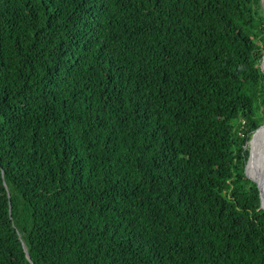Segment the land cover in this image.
<instances>
[{"label": "trees", "instance_id": "1", "mask_svg": "<svg viewBox=\"0 0 264 264\" xmlns=\"http://www.w3.org/2000/svg\"><path fill=\"white\" fill-rule=\"evenodd\" d=\"M262 124L261 0H0V264H264Z\"/></svg>", "mask_w": 264, "mask_h": 264}, {"label": "water", "instance_id": "2", "mask_svg": "<svg viewBox=\"0 0 264 264\" xmlns=\"http://www.w3.org/2000/svg\"><path fill=\"white\" fill-rule=\"evenodd\" d=\"M261 5H262V0H261ZM262 8L264 9V6H263V5H262ZM262 126H264V124H262L261 126H259V127L254 131V133L252 134L251 140L254 138L256 131H257L260 127H262ZM261 152H264V149H262V150L260 151V160L258 159V161H257L258 169H257V172H256V173H255V171H254V167H253V160H252V162H251V166H252V169H253L254 174H255V178H254V177H251V178H252V180H253V181L256 183V185H257L258 192H259V198H260V206L264 209V186H263V184H261V182H260V180H259V179H262V180L264 181V163H262V161H261ZM251 158H252V153H251V150H250L249 161H247L248 164L246 165V167L249 165ZM246 167H245V170H246ZM19 236H20V234H19ZM22 244H23V248H24V250H25V252H26V256H27V258L30 260V256H29V253H28V251H27V247H26V245H25L24 242H22Z\"/></svg>", "mask_w": 264, "mask_h": 264}, {"label": "bare ground", "instance_id": "3", "mask_svg": "<svg viewBox=\"0 0 264 264\" xmlns=\"http://www.w3.org/2000/svg\"><path fill=\"white\" fill-rule=\"evenodd\" d=\"M264 149V126L259 130L258 135H257V140L254 148V156H255V161L257 164L258 159L260 160V151ZM258 168H256L257 170ZM255 178V175H254ZM261 184L264 186V181L262 179H259Z\"/></svg>", "mask_w": 264, "mask_h": 264}, {"label": "rangeland", "instance_id": "4", "mask_svg": "<svg viewBox=\"0 0 264 264\" xmlns=\"http://www.w3.org/2000/svg\"><path fill=\"white\" fill-rule=\"evenodd\" d=\"M262 5L264 6V0H262ZM262 127H260L257 132L255 133V136L254 138L251 140V147H252V158L250 160V166H249V170L251 172V169H252V166H251V162L253 160V167H254V171L255 173L257 172L256 168H258V165L256 164V161H255V156H254V148H255V144H256V140H257V135H258V132L259 130L261 129ZM261 161L262 163H264V152H261ZM253 172V170H252ZM255 175V174H254Z\"/></svg>", "mask_w": 264, "mask_h": 264}]
</instances>
